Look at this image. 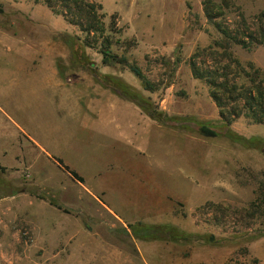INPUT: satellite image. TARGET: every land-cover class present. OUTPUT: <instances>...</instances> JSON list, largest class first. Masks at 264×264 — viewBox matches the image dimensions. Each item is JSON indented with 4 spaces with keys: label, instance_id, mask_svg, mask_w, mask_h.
<instances>
[{
    "label": "rangeland",
    "instance_id": "obj_1",
    "mask_svg": "<svg viewBox=\"0 0 264 264\" xmlns=\"http://www.w3.org/2000/svg\"><path fill=\"white\" fill-rule=\"evenodd\" d=\"M93 1L103 5L114 52L136 62L159 88L145 89L128 66L104 65L97 47H86L87 62L119 77L168 120L151 118L124 97L100 105V119L90 101L101 82L59 98L58 107L66 109L57 117L39 79L18 63L25 49H50L64 54L56 61L61 70L70 66L66 74H90L74 59L72 42L74 36L83 43L86 34L44 2L0 0V38H10L13 47L0 55V264H264V219L247 214L264 197V123L241 116L231 124L260 139L253 147L199 131V123L223 122L207 84L193 77L188 63L197 47L221 38L205 16L204 0ZM215 1L224 7L219 20L230 28L264 29V0ZM231 51L264 72V44H233ZM103 82L106 100L116 92L108 77ZM96 121L102 125L94 128ZM35 138L62 154L73 143H89L78 161L86 164L87 186L106 188L107 197L81 188L52 197L67 171ZM121 199L129 214L113 212ZM138 221L214 234L216 242L142 240L129 228Z\"/></svg>",
    "mask_w": 264,
    "mask_h": 264
},
{
    "label": "trees",
    "instance_id": "obj_2",
    "mask_svg": "<svg viewBox=\"0 0 264 264\" xmlns=\"http://www.w3.org/2000/svg\"><path fill=\"white\" fill-rule=\"evenodd\" d=\"M36 3L44 2L56 14H61L71 24L79 26L86 36L83 43L78 42L73 36L74 59L78 65L87 69L102 85L103 80L108 77L114 84V91L127 100L135 102L143 108L153 119L164 122L167 119L165 113L156 108L146 105V99L124 84L119 77L101 72L94 64H89L86 55V47H97L102 54L104 65L122 64L128 66L130 71L138 77L144 88L155 91L159 84L152 81L136 62H130L127 56L118 55L112 48V40L107 33L104 18L106 13L103 5L93 0H34ZM203 8L209 23L213 24L221 33L220 39H214L205 47H197L189 58V65L194 78L204 81L209 89V95L219 109V115L223 122L219 125L199 123V131L203 135L218 136L225 135L231 140L247 147L257 145L260 139L256 136L246 137L234 131L231 124L241 116L246 117L253 123H264V72L253 62L244 64L231 51L233 44H239L246 49L264 44V29L258 30L242 28L234 30L227 26L219 17L224 13V7L215 0H204ZM4 12V6L0 2V13ZM244 21V18H242ZM73 56V54H72ZM73 58V57H72ZM182 62L181 54H177L174 65ZM142 100H141V99ZM262 140V139H261ZM59 165L68 171L73 178L80 181L83 178L64 163L62 159L56 158ZM2 168V166H0ZM2 188V186H0ZM261 201V206L259 202ZM60 207V206H59ZM261 207V208H260ZM255 212H249V217L254 218L259 213L264 219V197H257L251 203ZM132 234L142 240H170L182 241L200 237L207 242H216L214 234H194L180 229L171 223L148 224L142 221L130 223Z\"/></svg>",
    "mask_w": 264,
    "mask_h": 264
},
{
    "label": "crops",
    "instance_id": "obj_3",
    "mask_svg": "<svg viewBox=\"0 0 264 264\" xmlns=\"http://www.w3.org/2000/svg\"><path fill=\"white\" fill-rule=\"evenodd\" d=\"M6 38L8 39L6 41V43L8 44V47H6V49L1 45V42L6 44L5 41L2 40V38H0V55L2 54V56H4V53H5L4 51L9 52L10 48H11L10 51H12L13 49V47L9 43L10 38H8L7 36ZM42 51H43L42 49L36 52L29 50V49H25L24 55L22 57V60L24 61V63L19 62L18 65L20 69H24L27 65L28 77H31V76L34 77L35 75V77L39 79L41 83L40 90L41 92H44V94L48 95V97L50 98L51 102L54 104V107H55L53 111L57 113V117H58V110L61 109V111L64 112V109H66L65 105H63L62 108L58 107L59 98H62V99L64 97L66 98L69 92H72V90L75 89V87L80 88L81 85L84 83L89 86L95 87V85L96 86L98 85L97 84L98 82L90 72H89L90 74L79 73L77 74V77L74 79L72 74L68 75L66 74V72H64L67 70H72L70 66L69 67L66 66V68H63V70H61V67L58 65L56 61L57 56L62 55L64 57V54L62 53L57 54L55 52H51L50 49H45L43 52ZM27 62H29V64H27ZM97 87L95 88L97 92L96 93L97 98H93L90 101V105H92L93 108H95V110H93V113H97L99 118L102 119L104 115L102 114V111L99 109V106L103 105L106 101L111 103L112 101L118 100L117 97H119V100H121V96L118 95L117 93H114L112 95H109L107 99L104 100V97L107 94L106 93L107 88L104 85L97 86ZM99 96H102V99H100ZM82 125H84V127L92 129L90 127L89 121H83ZM101 125H102V121L93 122L94 128L99 127ZM35 140L37 141V143L39 144V146L41 147L43 151L47 152L50 155H54V156H57L63 159L65 164H67L73 170L78 172L83 178L82 181L78 179H74L73 176L67 171L66 174L62 175L63 180H59V182L57 181L58 187H57V190H55L56 191L55 194H52V197L59 198L63 190L72 191L73 189H79V188L83 190L87 189L93 195L100 194V195L105 196V198L107 197V195L103 194L104 192L107 193L106 188L102 186L99 188H97L96 186H93V187L87 186L88 185L86 181L87 178L85 176L86 170H87L86 164L80 163L78 161L79 158L83 160L82 158L85 157V154L84 153L81 154V152L82 150H84V147L89 146V143H86V144L85 143L84 144L73 143L67 149V153L62 154L59 148L54 149V147L51 146V148L49 149V147H46L45 145L41 144L38 139L35 138ZM55 165L58 167L60 171L62 170V168L59 166V163L56 162ZM97 175H101V171H97ZM106 206L108 207V205ZM114 206L118 210V211L113 210L115 214L126 215L130 213L129 210H126L127 208H125L127 207V203H125V200H122V203H118V204L114 201Z\"/></svg>",
    "mask_w": 264,
    "mask_h": 264
}]
</instances>
